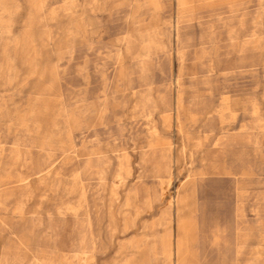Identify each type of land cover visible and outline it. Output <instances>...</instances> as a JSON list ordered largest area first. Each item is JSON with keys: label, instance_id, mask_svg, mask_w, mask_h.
<instances>
[{"label": "rangeland", "instance_id": "rangeland-1", "mask_svg": "<svg viewBox=\"0 0 264 264\" xmlns=\"http://www.w3.org/2000/svg\"><path fill=\"white\" fill-rule=\"evenodd\" d=\"M0 135L61 264H264V0H0Z\"/></svg>", "mask_w": 264, "mask_h": 264}, {"label": "bare ground", "instance_id": "bare-ground-1", "mask_svg": "<svg viewBox=\"0 0 264 264\" xmlns=\"http://www.w3.org/2000/svg\"><path fill=\"white\" fill-rule=\"evenodd\" d=\"M178 3L182 4L184 3L185 0H176ZM176 19V18H175ZM174 24V23H173ZM178 25V24H177ZM177 32V31H176ZM178 33V32H177ZM180 52V51H179ZM182 58V57H181ZM181 78V77H180ZM178 82V80H175ZM180 82V81H179ZM176 83V82H175ZM180 85V84H179ZM253 110V109H252ZM226 116V115H225ZM179 120V119H178ZM262 121V120H261ZM155 127V126H154ZM3 132V131H2ZM3 134V133H2ZM1 136V135H0ZM3 136V135H2ZM225 137V136H224ZM218 139V138H217ZM222 139V137H221ZM1 141V140H0ZM5 141V140H4ZM24 140H22L23 143ZM2 142V141H1ZM4 144V143H3ZM20 144V143H19ZM219 144V143H218ZM25 145V144H24ZM15 147V146H14ZM25 147V146H24ZM3 148V147H2ZM152 148V147H151ZM5 150V149H4ZM9 151V150H8ZM7 156V154H6ZM102 156V155H101ZM10 157V156H9ZM4 158V157H3ZM1 155H0V233L2 235V237H6L8 239V241L11 240H18L21 242H26V243H30L33 239L36 241V246H33V253L35 256L36 261L38 262V264H56L57 261V252H58V247L57 245H59L57 243V229H55L56 226L50 227L51 230H53L54 232V237L53 240L56 241L54 250L50 251L47 249V245L48 242L43 241L42 236L39 234V228L40 226H37V224L32 225V227H29V225L25 226L24 223H26V221H22L17 225H14L12 223V219L10 216V213L12 211H22V204H19L18 206L16 205L15 207L10 208L8 206V200L12 197V193H10V184L14 183V182H26L28 181L29 177H24V178H19V179H15V181L11 182L10 181V177H8V175L5 177V175L3 176L2 171H3V163H2V159ZM97 160V159H96ZM94 164V163H93ZM44 165V164H43ZM56 166V165H55ZM49 166L43 167L39 170L38 173H46L48 171ZM100 170V169H99ZM80 172V171H79ZM107 172V171H106ZM33 173V172H32ZM97 173V172H96ZM123 177L125 178L126 176L123 175ZM101 178V177H100ZM104 178V177H103ZM102 178V179H103ZM99 182V181H98ZM113 182V181H112ZM18 184V183H17ZM69 188V187H68ZM72 188V187H71ZM131 189V188H130ZM135 193V192H134ZM183 197V196H182ZM24 201V200H23ZM86 201V200H85ZM182 203V201H181ZM184 203V202H183ZM84 204V203H83ZM126 206H133L134 204L132 203L131 198L128 196L125 200V204ZM70 207V206H69ZM92 214V213H91ZM97 216V215H96ZM95 218V217H94ZM97 218V217H96ZM14 220V219H13ZM54 220V219H53ZM93 220V218H92ZM99 221V219H96ZM92 223V222H91ZM39 225V224H38ZM35 230V237H33V231ZM50 230V231H51ZM53 233V232H52ZM185 234V233H184ZM91 235V234H90ZM186 235V234H185ZM92 236V235H91ZM184 236V235H183ZM191 236V235H190ZM154 237V236H153ZM187 237V236H186ZM189 237V236H188ZM76 238V237H75ZM185 238V237H184ZM91 239V238H90ZM187 239V238H186ZM190 239V238H188ZM5 240V239H4ZM159 240L162 242V247L160 249H157L155 246H152L148 249H146V252L148 254V256H155V255H161L163 258H165V256L169 255V244L166 242L167 240H169V237L167 236H161L159 237ZM80 241H86L85 239L83 240H79L77 243H75L76 248H74L72 250L73 254L75 256H77L78 254L80 255H85L84 253H86V249L82 250L78 244L80 243ZM186 241V240H185ZM184 241V242H185ZM188 241V240H187ZM33 242V241H32ZM45 244V245H44ZM53 245V244H52ZM53 247V246H52ZM51 249V248H50ZM177 250V249H176ZM7 251V255H5V257H10L12 259V261L15 258V256H13V251L8 249ZM178 251V250H177ZM25 253V252H24ZM30 255V254H29ZM177 255V254H176ZM73 256V255H72ZM92 256V254H91ZM165 262V261H164ZM127 264H140L138 262H135L134 260H132V257L129 258L128 263Z\"/></svg>", "mask_w": 264, "mask_h": 264}, {"label": "crops", "instance_id": "crops-1", "mask_svg": "<svg viewBox=\"0 0 264 264\" xmlns=\"http://www.w3.org/2000/svg\"><path fill=\"white\" fill-rule=\"evenodd\" d=\"M15 215H17V218L15 217ZM10 216H11V219H12V223L14 225H17V224H19L22 221H24V222L26 221V223L22 222V223L25 224V226L29 225V227H32V225H34V223L31 221L29 216L23 210L22 211H12L10 213ZM0 235H1V233H0ZM33 237H35V230L33 231ZM32 241L30 243H26V242H21V241H18V240H11V241H9L10 248H7L6 250H8V249L12 250L13 251V253H12L13 256H15V258H17L19 260L20 259L21 260H26L27 262L32 260L33 263L38 264V262L35 259L34 253H33V246H36V241L34 239ZM78 246L82 250H85L88 247V244L85 241H80ZM54 247H55L54 243H53V245H50V243H48V245H47V249L50 250V251L54 250ZM57 247H58V252H57L56 264H61V259L62 258L60 256V252H61L60 251L61 250L60 249V244L57 245ZM6 250H5V252H4L5 254L3 256L7 255V251ZM78 255H80V254H78ZM170 255H171V250H170V246H169V255L165 256L164 261L167 262L168 259L170 258ZM129 258H131V257H129ZM129 258L124 256L122 258V260L120 261V264H127Z\"/></svg>", "mask_w": 264, "mask_h": 264}]
</instances>
